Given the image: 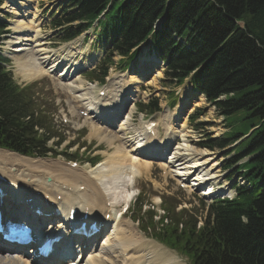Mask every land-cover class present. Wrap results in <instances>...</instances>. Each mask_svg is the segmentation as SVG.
<instances>
[{
	"label": "trees",
	"instance_id": "obj_1",
	"mask_svg": "<svg viewBox=\"0 0 264 264\" xmlns=\"http://www.w3.org/2000/svg\"><path fill=\"white\" fill-rule=\"evenodd\" d=\"M63 5L70 12L65 23L80 21L79 30L70 29L65 39L105 15L101 35L110 46L102 69L114 53L124 57L126 68L151 37L167 61L169 83L182 84L192 75L195 88L230 129L209 147L229 145L257 127L237 147L234 159L249 157L242 167L255 180L253 190L219 200L212 208L215 218L201 229L194 220L180 228L181 218L155 222L151 216L148 221L156 239L193 264H264V0H64ZM64 22L56 21L57 27ZM5 27L0 19V35ZM5 62L9 60L0 54V148L32 156L56 154L48 141L59 134L49 128V116L37 109V84L18 85ZM107 73L106 67L96 79L104 81ZM156 109L158 100L142 105L148 112Z\"/></svg>",
	"mask_w": 264,
	"mask_h": 264
},
{
	"label": "rangeland",
	"instance_id": "obj_2",
	"mask_svg": "<svg viewBox=\"0 0 264 264\" xmlns=\"http://www.w3.org/2000/svg\"><path fill=\"white\" fill-rule=\"evenodd\" d=\"M19 1L22 2V0H19ZM24 2L29 5L27 8L28 10H30L32 12L35 11V13L37 14L38 21L40 23L39 27L42 29L41 35L46 36V39H42V40H44V42H46L43 45L44 48L46 46L47 48H49V50H53L55 52V56L60 55L64 52L72 51V54H75V56L79 58V63L81 66L82 65L85 66V64H86V63L82 64V56H84V59H86V60H84V62L88 61V60L94 61L97 63L96 64V67H97L100 60L104 56V55H102L104 47H103V44L99 42V38H98V35L96 32L91 30L90 34L88 36L86 35V37H81V38L77 39L76 41H74L70 44H66L68 42H64L59 38V36H62L65 33V31H61V29H59V28L55 29L53 26L54 17L58 13V6H57L56 0H24ZM11 8H12V6L9 9H11ZM3 15L5 16L4 18L6 19V21L8 22L9 25L11 23H13V20H14V22H16L18 20L17 19L18 16L13 15V13H11V12H8V13L3 12ZM19 19H21V17ZM12 26L13 25H11V27ZM12 29H13V27H12ZM14 35L15 36L13 38L18 36L17 33H15ZM6 47H8V45ZM32 51H36V50H32ZM145 51H147V50H146L145 46H143L141 49V55L137 58L138 60L140 59V57L143 54H145ZM6 55L12 60L11 69L13 70L15 80L19 84L39 82V90L37 91V93L34 97L36 104H37V109L41 114H46V113L50 114L52 120L54 121L52 123L53 124L52 128H53L54 132L62 135L61 138H63V139H61V141L63 140L65 142L60 147H58V150L59 151L63 150L64 153L68 152V154L76 156V159H70V158H67L63 155H60V156H57L55 158H48L49 160H47V159H33V158H28V157L23 156L24 158H28V159H32V160H38L36 162H38L39 164H42V165H39L38 163H32L31 162L32 164L35 165L34 170L36 169L37 171L35 174H33V176H30V177H32V179H30V181H36L37 179H44V178L49 180V178L51 179V176L52 177L54 176L57 181L60 180L59 184H54V185L53 184H47V186L55 188V189H53L55 191L56 190L60 191V190L64 189V186L65 187L68 186L65 184H69V178H67L69 176H67V175H68L70 166H68L67 161L76 162L77 166H78L77 168L82 169V173H84L83 172L84 170L93 171L95 169V170L99 171L102 168V167H100L101 166L100 163L103 162L104 160H106V158L109 155H111L112 152L115 151L116 147H125L128 150L134 147V142L136 141L137 136L140 133L139 130L141 131L142 117L144 115H146V114L141 113L140 111L137 110L138 104H136V108L133 111H131V108L133 105L131 107L128 106L129 107L128 109H130V110H126V112L120 116V121L122 123L126 119H128L127 130L122 132L121 122H118L117 124H115L113 126H109V125L104 124L103 122H102L103 124L97 122V119L92 117L93 115H91V114H90V117L82 115V111H85L89 114V111H88L89 106L86 103L87 101H85V100H83V101L82 100H72L70 97V94H69V88L66 85L67 83L73 84L74 83L73 81H76V83H74V85L75 84L80 85V81H83L82 84L84 85V88H85L84 93L88 92L89 90L87 87H91V86L96 87L95 92H94L96 95H98L99 91L103 90V89H109V90H112L114 92L115 90L118 89L120 84H122V79L124 78V75H125V74L123 75L124 72L121 70V64L117 63L118 60L120 59V57L116 56L114 58V60H115L114 64H112V62H111L108 65H106L103 69H101V73H99V74H102V72L106 69V67L108 68L109 72H108V76L106 79V84L103 85L101 83V84H98V86H97L96 82H93V84L88 83L87 82L88 81L87 80L88 75L84 74V73L82 74L81 71L75 72L71 81L64 80L65 75L63 73L58 74L62 68H60V70L56 71V73H54V75L51 77L45 76L44 78L39 79V80L24 81L22 79L20 73H18V70H17L18 68L16 66L17 65L16 62H17V59L19 57L25 58V55H26L25 52H18V53L16 52L14 54H6ZM36 56H37V54H36ZM147 59H151V61H153L152 58H149L148 56H143V58L141 59L140 65L138 62L135 63V66L139 65L138 70L140 67L145 68L148 66V62L144 61ZM161 66H162V64H161ZM153 67H155V65H153ZM151 69H152L151 71L156 72L155 68H151ZM159 69L161 71V68H159ZM138 70H135V71H138ZM141 74H142V77L146 80V78L144 77L145 76L144 72H142ZM122 75H123V77H122ZM129 75L131 76L132 73L131 74L129 73ZM163 77L166 78V75H164ZM154 78L156 79V81L152 82L150 85H147L148 88H146V87L142 88V94L140 95L138 100H140V99L148 100L150 97L159 96V98L161 99L163 104L166 102L168 104H170L171 96H173L172 92L175 94L178 92L179 96L181 94H184V86L185 85L181 86L179 88L176 86H174L173 88H169L170 86L167 85V89L163 91V88H164L163 87V85H164L163 80H160V82H158L157 77H156V73H153L148 79H151L153 81ZM161 82H162V84H161ZM151 86H154V87H152V89H150ZM148 89H150V90H148ZM239 93H242V92H239ZM197 97H199V96H197ZM202 97L203 96L199 97V99ZM223 97L225 98V96H222L220 98H223ZM202 99H203L202 103L199 104L198 108H204L205 114L202 115L196 122H193V123L190 121L189 116H188V118L186 116V125H187V129L189 130L187 133L188 136L186 138L181 137L179 140V142L181 144H183L185 142L188 143L191 146V148H193L196 151L207 149V147H205V145H204V141L207 140L209 137H214L216 135V132H220V131L226 132L228 130L224 124L223 117L221 115H218L215 108L212 105H210L208 102H206L204 100V98H202ZM75 103H77V105ZM63 116L68 118V120H69L68 123L62 122ZM165 116H167V118H170L171 112H170V115H167V113H165ZM121 117H122V119H121ZM172 118H173V114H172ZM84 120H85V124H82ZM181 121H183V119ZM197 122H206L207 125L205 126L204 129H197L195 127V123H197ZM98 124H100V126H102L103 129L105 130V131L103 130V134L101 135L102 137H99V138H97L98 136H93V127H92V125L95 126ZM239 130H241V129H239ZM181 134L183 135L184 133H181ZM105 135H107V136L105 137ZM100 138H102V139H100ZM111 138L114 139L115 141L112 140ZM184 139H185V141H184ZM112 141H113V143L114 142L115 143L112 144ZM68 144H71L72 146L69 149H65V147L68 146ZM80 144L82 146H80ZM0 151H2V152L6 151V152L11 153L10 151L3 150V149ZM181 151H184V150H181ZM15 155H16V153H15ZM234 155H235V153L233 152V154L231 153L229 155V157L232 158ZM18 156H19V154H18ZM94 156H100V158L96 162L90 161V158H93ZM8 157H9V159H12L13 156L9 155ZM220 157L221 156H218V158H220ZM184 158H185V156H184ZM94 163L98 164V166L94 167V165H96ZM212 164H213V161H212ZM14 165L15 164L12 163V165L6 167V171L8 173L12 174L13 176L15 175L12 173V169H13V167H15ZM161 165H162L161 162H158V163L155 162L153 164V167H152L153 170H151L150 174H148L146 171L144 173V175L137 178V182L135 184L136 185L135 191L138 195L132 201L131 209H130L128 215L123 217L124 218L123 222L126 225L131 226L132 230L134 232H136L137 234L139 233L138 234L139 236L142 235L144 237L143 241L146 239L150 240V242H147L144 244L149 243L148 245H152V243H154V244H157L160 246L162 245V247H164L172 255L179 257L178 258L179 264H191L190 260L188 259L187 256L182 255L179 252H177L176 250H172V249L166 247L164 244L155 240L152 237V234L154 232L152 227H149L147 229L148 230V232H147L142 227L144 225H141L139 222L134 220V214H138L140 205H142V210H141V212H139L141 214H138V215L140 217H142V216L146 217L145 220L143 219L145 223H147L146 220L147 219L149 220L151 216L153 218V215H155V213H156L157 217H155L154 219L158 221L159 219H164V217L166 215H170L171 217L173 216L174 218H181V215H182L183 218L187 219V217L184 214H187V216H189V215H192V216L195 215L196 216L197 213L199 215H202V214H205V212L207 210L206 202L204 200H199L198 194H194V193L191 194L189 191L179 188V185L174 184L173 180H172V182H170V184H162L161 180H160ZM62 166H64V167H62ZM58 167L60 170L58 169ZM162 167H164V166H162ZM16 168H17V166H16ZM18 168H19L18 169L19 173H22L24 171H25L24 172L25 175H27L29 173V171H27V169L25 170L26 167L25 168L18 167ZM218 168H220V166ZM38 170L40 171V173ZM62 174L65 176L63 177ZM12 175H11V177H12ZM82 176H83V174H82ZM17 178H18V180L20 179L21 181H24L21 176H17ZM64 178L68 179V183H67V181H65ZM63 180H64V183H63ZM220 181H222L221 178L215 179L213 181L214 182L213 185L220 186L221 189H223L222 187L229 188L232 185V184L226 185L225 182L223 185L218 184V182H220ZM34 184H36V182ZM56 186H57V188H56ZM120 188H121V190L120 189L115 190L116 193H113L114 190L113 191L112 190L106 191L105 188H103L102 190L106 194L107 200H111V199H114V198H117L118 196H120L121 191H123L122 194L124 192H126V191H124L123 188L127 189V186H122ZM119 191H120V193H118ZM140 192H141V194L139 195ZM158 197H160L159 201H161V205H155V202L158 200ZM218 197L219 196H213L212 200H215ZM162 200L164 201L163 203H162ZM212 200H208V201L212 202ZM108 202H113V201H108ZM110 205H111V214L115 213V215H116V213H119V211L121 210L123 202H121L117 208L115 206H113V204H110ZM181 205L184 208L183 210L186 209V210L190 211V213H183V210L181 213L176 212V210L178 211L181 208L180 207ZM176 206H178V207L176 208ZM112 208H113V211H112ZM145 211H147L148 213L147 212L145 213ZM163 213H165V214H163ZM108 236L109 235H107L106 240H108ZM104 241H105V239L102 238L101 241L99 242V246H98L99 249L103 247V252H106V250L109 252H112V250L109 249L111 244L106 243V241L105 242ZM107 247L109 250L107 249ZM105 248H106V250H105ZM101 254H103V253H101ZM108 257H109L108 262L110 264H115V263L121 264L122 261H124L123 255L121 256V252H119V253L116 252V255H114L112 253ZM116 260H117V262H115Z\"/></svg>",
	"mask_w": 264,
	"mask_h": 264
},
{
	"label": "bare ground",
	"instance_id": "obj_3",
	"mask_svg": "<svg viewBox=\"0 0 264 264\" xmlns=\"http://www.w3.org/2000/svg\"><path fill=\"white\" fill-rule=\"evenodd\" d=\"M15 2L17 4L14 3V5L11 9H9V11L13 14H17L18 17H21V19H18L16 22L12 23V27L14 29L13 31L14 33H17L18 36L13 39L11 38L7 40L6 44L8 45V48H11V50H13L14 52H25L26 54L25 58L19 57L17 59L18 73H20L24 81H34L42 79L45 76H53L55 73L54 69L59 67L66 60L68 61V64L66 65L67 67L65 66L66 71L63 74H65L64 80L68 81H71L72 77L74 76V73L78 72L77 70L79 68L82 67L83 69H86L92 65V63H86L85 66H81L79 62H75L74 58L69 57L72 55L71 52H64L53 59L54 55H52V50L43 47L45 43L42 42L41 28L39 27L37 14L28 10L27 8L29 5L26 4L24 1L21 2L19 0H15ZM32 50H37L40 53L38 54V56H36V51ZM144 61L148 62L147 67H140L139 70L134 71V74H132L131 76L129 75V73L125 74L123 83L121 84L120 88L117 89L115 93H113L112 90L106 89L107 93L105 97L102 98L100 94L99 97L95 96V94H93L94 89L91 88L88 89L89 93H84L85 88L82 84L83 81H80V85H74L76 81H73V84L67 83L66 85L74 94L78 93L77 95H74L75 98L82 101H88L86 103L89 106V114L93 115L92 117L98 119L97 122L100 123V121L106 120L108 122L113 123L114 121H116V119H120V114L123 109L129 106H127V103L133 100L134 97L132 96V94L138 93L142 84H150L154 81H146L142 77L141 73H146L147 71L151 72V68L153 67V65H155L156 63V65L161 66V62L159 60H155L154 63V60L151 61V59H147ZM50 64L51 66L48 67V65ZM54 66L56 67L52 68ZM155 71H157L158 75H160V69L155 68ZM188 95L189 89L188 87H186L183 96L181 97L175 111L173 112L172 119L174 121H179L182 119L183 106L189 98ZM75 104L77 105V103ZM197 104L198 103L196 102V105ZM134 108L135 107L132 106L131 111H133ZM127 121L128 119H126L123 123L119 121L121 122L122 132L127 130ZM103 123L108 124L106 122ZM92 127L93 136H98L97 138L102 137L101 135L103 134L104 130L103 127L100 126V124L95 126L92 125ZM157 129V127H154L152 130L156 132ZM144 131L145 130H142L140 132L139 130L140 133L137 137V140L135 141L133 149L128 150L125 147H116L115 151L112 152V154L109 155L106 160L100 163V167L102 168L99 171L95 169L93 171L84 170V173H82V169L73 168L70 166L67 175L69 176L67 177L69 178V184H65L68 186H64V189L60 191H55L53 190L55 188L47 186V184H59L60 180L57 181L54 176H51V179L49 178V180L44 178L37 179L36 181H30V179H32V177L30 176H33V174H35L37 171L36 169L34 170L35 165L32 163H38L36 162L38 160L24 158L23 156H18V154L15 155V153L13 152L9 153L6 151H0V172L9 176L13 181L18 180L17 176H21L25 182L29 183L25 184L26 189L14 188V193L16 194L18 199H20L21 192L26 193L28 192L27 189L35 187L38 190H42L45 195L52 196L53 199L56 200L58 206L66 207L67 211H70L72 207H76L78 209L79 216H82V212H85L88 209L89 213L96 214V219L100 220L102 218L100 213H104L105 215L107 213H110L112 221L115 222L117 218L116 215L118 213H116L115 215L116 218H114L115 216H112L111 205L108 204V201H113L111 204H113V206L115 207H117L121 202L129 203L133 195L130 190L131 185L136 184L137 178L144 175L146 171L148 174L151 173L152 160L150 158L142 157L140 152L146 150L148 151V155L150 156L162 153L164 156H167V160L169 161L175 158L174 156H171L170 153H167V144H165L163 140L150 139L148 136L144 137L142 136ZM180 132L184 133L181 136L183 138H186L188 131L185 125H181ZM176 135L178 134L174 129L172 136L174 137ZM106 136L107 135H105V137ZM114 143L112 141V144ZM181 153L184 154L183 157L185 156L186 159H189L186 161L184 158L183 163H179L174 166V172L176 173L175 176L185 177L190 175L192 178H194L192 179V181L195 185H203V183L204 185H206L208 183L205 181L215 180L219 178L218 173L220 168H218V163L215 161L212 164V158L205 157L209 155V152L204 150L196 151L191 148L188 143L185 142L183 144H179L175 148L173 155H180ZM9 155L13 156L12 159H9ZM196 155L200 157H196ZM177 162H180V160H177ZM12 163L15 164V167H13L12 169V173L15 174L14 176L6 171V167L12 165ZM167 163V161L163 163L164 167ZM18 167H26L25 170L27 169L29 173L27 175L24 174L25 171L19 173ZM62 176L64 177L65 175L62 174ZM65 181H67L68 183V179H65ZM35 182L36 184H34ZM122 186H127V189L123 188L124 191H126L124 192L125 194H122L123 191H121V195L117 198L107 200V196L102 190L103 188H105L106 191L114 190L113 193H116L115 190H121L120 187ZM206 186L207 187L203 189L204 194L211 195L212 192L217 191V187L213 184H208ZM20 189H22L23 191ZM118 193H120V191ZM58 195L61 196L60 200L57 199ZM11 211H13V209ZM10 213L13 214L12 212ZM105 223L108 224V221ZM58 224L59 225L57 226V228H61L62 226L68 228L67 226L69 225V222L64 215H61V220H59ZM102 226H104V224H102ZM112 232L113 235H111L112 233H110L108 236V240H105L106 243L111 244L109 249H111L112 252L107 251L106 248V252H103V247L100 249L97 248L93 257V261L91 263L110 264L108 262V256L112 253L116 255V252H121V256L123 255V253H127L128 256V262L125 261L126 258H123L124 261H122L121 264H179V257L172 255L169 251L162 247V245L160 246L154 243H152V245H148L149 243L144 244L150 242V240L146 239L143 241L144 237L139 236L136 232H134L132 230V227L126 225L123 220H121L120 222L116 221L115 227ZM80 235L81 234H79L78 236ZM74 241L76 242V237H74ZM0 247L3 248L2 246ZM33 257L34 256H32V254L31 256H11L6 254L3 257H0V264H39V262L35 261ZM115 262H117V260Z\"/></svg>",
	"mask_w": 264,
	"mask_h": 264
}]
</instances>
